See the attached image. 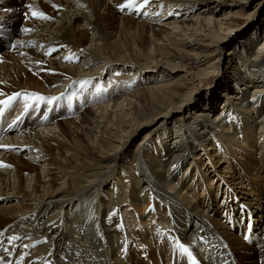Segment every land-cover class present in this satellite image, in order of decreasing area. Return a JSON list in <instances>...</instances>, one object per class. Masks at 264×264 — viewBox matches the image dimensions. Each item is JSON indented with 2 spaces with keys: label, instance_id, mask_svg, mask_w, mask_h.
I'll list each match as a JSON object with an SVG mask.
<instances>
[{
  "label": "bare ground",
  "instance_id": "1",
  "mask_svg": "<svg viewBox=\"0 0 264 264\" xmlns=\"http://www.w3.org/2000/svg\"><path fill=\"white\" fill-rule=\"evenodd\" d=\"M199 1L136 0L121 11L125 0H0V22L21 23L11 48L0 53V98L21 93L9 110L12 135L0 141V264H187L184 247L197 264H264V35L255 48L254 41L242 42L236 58L223 61L218 44L233 32L232 19L208 14L213 4L195 13ZM33 10L51 19L35 18ZM124 30L132 43L112 41ZM87 32L94 34L85 39ZM215 56L232 65L220 72L210 63ZM187 57L197 71L187 69ZM14 67L16 75L8 72ZM28 67L53 77L27 86ZM158 70L184 73L175 86L153 80ZM142 72L148 80L142 90L115 86ZM215 72L214 86L200 90ZM111 88L117 93L105 99ZM63 101L69 108L60 107ZM26 104L41 114L50 106V115L38 117L34 108L28 118L34 124L24 120L19 129ZM229 109L250 123L236 141L228 139L236 134L228 131ZM203 142L208 152L198 149ZM194 171L201 177L195 183ZM238 206L243 216L225 222ZM248 216L263 228L260 247L237 235V222ZM201 225L215 237L199 238L203 254L193 234Z\"/></svg>",
  "mask_w": 264,
  "mask_h": 264
},
{
  "label": "rangeland",
  "instance_id": "2",
  "mask_svg": "<svg viewBox=\"0 0 264 264\" xmlns=\"http://www.w3.org/2000/svg\"><path fill=\"white\" fill-rule=\"evenodd\" d=\"M63 1H67V0H63ZM69 1H72V0H69ZM219 2H220V4H218ZM256 2H257V0H226V1H224V0H215V2H213V0H211V1L210 0L209 1L208 0H200L197 3L198 4V7H197V10H195V13L196 12H199L202 8H205V7L207 8V6H210V5L213 4V6L215 8L213 7L209 11L210 13H208V14H214V16H216V17L228 15L229 22H231L230 19H232V22L230 23V26L232 28H234L233 32L229 34L230 36L229 35L224 36L223 40L218 44V46L220 48L223 47L220 50V53L218 51L219 56H220L221 59H223V61H226L228 59L227 57L230 58L231 56H234L236 58L237 51H240L239 50V44H241L242 42H245V41L246 42L254 41V45L252 46V48H255L256 46H258V44L260 43L261 39L263 38V35H264V2H262V4H260V6L255 7ZM44 4H45V2H44ZM254 7H255V9H254ZM155 10L158 11L159 8L158 9H154L152 11L154 12ZM212 11H214V13H212ZM248 12H250V15L251 16L249 17V19H244L245 14L248 13ZM170 21L171 20L169 19V22ZM20 24L21 23H18L17 25L20 26ZM120 29H121V27H118V31ZM158 29H159V26H156L155 27V30H158ZM117 33L118 34L116 35L115 38L112 39V41L119 37L118 39L122 43V45H129L130 43H132V40H131V37H130L131 35L129 36L128 31H125L124 30V31L120 32V34H119V32H117ZM92 34H94V33L87 32V34H85L84 38L85 39H89L92 36ZM118 45H119V42H118ZM67 51L68 50H66L65 52H67ZM56 55H53V57H55ZM48 57H49V55L46 56L47 59H48ZM62 57H63V55H62ZM72 59H73V61H77L74 58H72ZM216 59H217L216 56H215V58L213 57V60H210V63H214L215 68H216V66H217V68H220V72H221V69L223 68V66H226V68L229 69V67L232 65L231 62H229L230 64L227 65L225 62H222L221 60L219 61V60H216ZM195 62H196V60L193 59L192 57H190V58L187 57V59L185 60V64L187 65V69L190 70V71H197L198 68H199V66ZM21 65H23V63H21ZM221 65H222V67H221ZM215 68L213 70H215ZM39 69H41V68H37V69L33 70V69H31V68L28 67L27 70L25 71V79H23L22 82H24L27 86H30V87H32L35 84H37V87H38V85H39L40 82H44L46 79H48L50 77H53V74L52 73H50L47 70H44L45 68H42L41 69L42 71L39 70ZM19 70H20V68L18 69V67H14L13 69H10L9 68L8 69V72H11L13 75H16L17 71H19ZM132 73H135V72H132ZM183 73L184 72H180L179 76L180 75H183ZM132 75H134V74H131L130 76L133 77ZM135 75H136L135 77L137 78V80L135 82L133 81V83H132V81H129L131 83L128 82L129 85H127L125 87H123L124 85L123 86L120 85V83H117L119 86L118 85H115V86L118 87V88H120V86H121V88L128 89L130 87V85L131 86L133 85L134 86L133 90L134 89L135 90H142L143 88H145V85L148 82V80H146L147 73H143L142 72V73L138 74V77H137V74H135ZM154 76L155 77L153 78V80H155V81H161V82H166V83H171L172 82L171 84H174L175 86H176V83H178V77H179V76H175V74H172L171 76H165V73H160L159 70H158V72ZM209 77L210 78L207 81H203L201 83V84H203V86H200V90H203L204 92H209V90H207V89L209 87L211 88L212 86H214V84L216 83V81L219 78V75H217V73L215 72V74H213L212 76H209ZM181 79L183 81V78H181ZM130 80H132V79L130 78ZM14 81L19 82V80H18L17 77H15ZM10 83L13 84V80ZM173 87L174 86H171V88H173ZM233 87L234 86H232V88ZM118 88H116V90ZM92 89H94L93 86H92ZM36 90L37 89H34V91H36ZM116 90H114V88H111L108 92H106V94L104 95L105 96V99H107L106 97H108V95L111 96V95H113V93H117ZM113 91H115V92H113ZM183 91L184 90H181L180 92H183ZM214 91H216L217 93H219L218 95H220V93H221V92H219L218 89H214ZM228 91L229 90H227L226 92H228ZM2 93H4V90L2 91ZM223 93H225V92H223ZM0 94H1V92H0ZM94 94H95V92L93 93V95ZM99 95H100V93L97 96H99ZM82 97H83V95H81V98ZM78 101H79V99H77L76 103ZM140 102H141V105H142L141 107L144 108V109H147V107H148V99H142L141 98V101ZM74 103H75V101H74ZM197 103L206 104L207 102H204L203 99L202 100L200 99V101H198ZM68 104L69 103L67 101H63V103L60 104V107L61 108L63 107L62 109L67 108L68 107L67 106ZM217 105L218 106H216V108H214L213 111L209 113L210 114V117L213 116V115H215V113L219 110L218 108H220V106L222 104H219V102H218ZM83 107H87V106L85 104H83ZM83 107H82V109H83ZM228 113H229V115H228ZM228 113H227V116H228L227 119H228L229 122L231 121L229 123V125H227L230 128V130H228V131H233V130L236 131V134H234L235 135V139L234 138H228V139H230L231 141L239 140V139H241V138L244 137V133H245L244 126L250 125V123L247 120H245V119H248V118H244L241 112L238 113L239 115H236V113L232 109H229L228 110ZM251 113H252V111L249 114H251ZM76 114L77 113L70 114V116L68 117V120H71L72 118L74 119L75 118L74 116ZM56 117H58V116H56ZM65 121H67V120H65ZM145 131L146 130L144 128L142 130V132L133 140L134 142H133L132 146H130V149H129L130 154H131L132 150L135 149V144L138 143V142H140V140L143 137ZM254 131H255V129H254ZM256 136H260V134L258 133V134H256ZM256 136L254 134V137H256ZM171 139H172V133H170V136L168 137L167 140H171ZM213 143H215V142L213 141L212 144ZM209 144L210 143L203 142V143H201V145H199V148L198 149L201 150L202 152H205V150L208 152V150H209ZM227 144H229V143H226V145ZM51 146L53 147L52 150L54 151V153L56 152L59 155L61 150L56 149V144L55 145L51 144ZM213 147H214V145H213ZM227 149L228 150H232V147L227 148ZM18 155L20 156V155H22V153H18ZM39 163H40L39 161L36 162L37 167H39V165H40ZM193 165H194V162H192L187 167V170L186 171H183L182 176H181V179H184V178H186L188 176V174L190 173V169L191 168L193 169ZM203 168L204 167H202V169ZM9 169H11V168L9 167ZM202 169L199 168L198 170H200V171H198V170L197 171L198 172H202L201 171ZM37 172H38V170H34V172L29 175L30 176V180H34V178H35L34 176H37ZM195 172L196 171H194V183H195V179L196 178H198V177L201 178L199 176V173L195 174ZM191 174H192V172H191ZM256 180H258V179H256ZM10 181H11V179H10ZM33 182L34 181H32L31 184H33ZM213 182H215V180L212 181L211 183H213ZM23 183H25V182H23ZM190 184L191 183H189L187 185V188L190 186ZM0 187H1V184H0ZM177 187H179V184L177 185ZM190 188L188 190H191ZM6 190H7V188H6ZM191 191H193V190H191ZM142 214H144V213H142ZM147 223L148 222L146 220L145 221V225H147ZM141 226H142V224H141ZM141 230H142V228H141Z\"/></svg>",
  "mask_w": 264,
  "mask_h": 264
},
{
  "label": "snow or ice",
  "instance_id": "3",
  "mask_svg": "<svg viewBox=\"0 0 264 264\" xmlns=\"http://www.w3.org/2000/svg\"><path fill=\"white\" fill-rule=\"evenodd\" d=\"M149 3V0H144V4H147ZM135 4H136V0H125V3H122L120 5H117V7L123 11L125 10L126 8H134L135 7ZM29 8H31V5H28ZM53 7H57L56 5H53ZM140 7H143V4L140 5ZM136 10H139V9H136ZM32 16L35 17V18H38V19H51V17H49L46 13L42 12V11H38V10H33L32 11ZM26 18H27V14H26ZM25 32L29 31L30 29H23ZM51 51H55V49H52ZM50 54V53H49ZM65 59H72L71 56L69 57H65ZM38 94H33V98H35ZM21 96V93H14L13 95L9 96L6 100H0V105H3L4 107L3 108H0V112H3L5 108H8L10 107L14 101H17L18 98ZM28 95L25 94V99H28ZM41 99H43V97H39ZM53 100L57 99L56 97H53L52 98ZM51 102V100L49 101ZM25 107H29V105H25ZM3 145H0V147H2ZM10 239H14V237L10 238ZM183 247V246H181ZM184 251H187V249L185 248Z\"/></svg>",
  "mask_w": 264,
  "mask_h": 264
}]
</instances>
